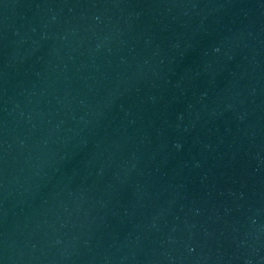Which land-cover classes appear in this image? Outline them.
<instances>
[{"label":"water","instance_id":"95a60500","mask_svg":"<svg viewBox=\"0 0 264 264\" xmlns=\"http://www.w3.org/2000/svg\"><path fill=\"white\" fill-rule=\"evenodd\" d=\"M0 264H264V0H0Z\"/></svg>","mask_w":264,"mask_h":264}]
</instances>
